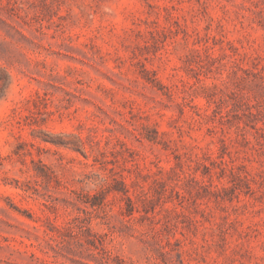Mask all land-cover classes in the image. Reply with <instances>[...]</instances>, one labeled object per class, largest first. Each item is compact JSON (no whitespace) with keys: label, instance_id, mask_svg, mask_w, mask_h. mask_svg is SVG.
<instances>
[{"label":"rangeland","instance_id":"374dc122","mask_svg":"<svg viewBox=\"0 0 264 264\" xmlns=\"http://www.w3.org/2000/svg\"><path fill=\"white\" fill-rule=\"evenodd\" d=\"M0 264H264V0H0Z\"/></svg>","mask_w":264,"mask_h":264},{"label":"trees","instance_id":"16d2710c","mask_svg":"<svg viewBox=\"0 0 264 264\" xmlns=\"http://www.w3.org/2000/svg\"><path fill=\"white\" fill-rule=\"evenodd\" d=\"M2 91H3V86L0 85V97H1Z\"/></svg>","mask_w":264,"mask_h":264}]
</instances>
